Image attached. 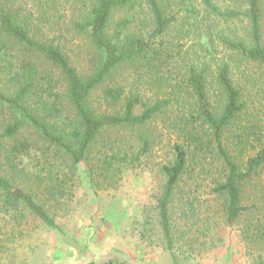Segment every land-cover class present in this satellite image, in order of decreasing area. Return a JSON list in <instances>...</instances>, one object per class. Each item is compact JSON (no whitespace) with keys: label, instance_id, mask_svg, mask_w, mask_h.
<instances>
[{"label":"trees","instance_id":"trees-1","mask_svg":"<svg viewBox=\"0 0 264 264\" xmlns=\"http://www.w3.org/2000/svg\"><path fill=\"white\" fill-rule=\"evenodd\" d=\"M244 1L245 9L221 0H0V208L30 214L72 240L45 205L66 196V170L93 161L87 179L94 192L117 188L157 144L159 119L179 138L161 168L157 207L175 264L171 208L187 175L210 180L226 223L244 222L254 264H264V189L258 202L249 195L245 203V190L264 171V101L245 94L251 83L264 96V79L249 72L264 71V0ZM237 20L244 35L228 27ZM66 31L88 40L84 73L62 41ZM125 70L130 81H119ZM115 129H130L135 142L112 141L93 159L98 141ZM32 150L42 165L35 173L17 163Z\"/></svg>","mask_w":264,"mask_h":264},{"label":"rangeland","instance_id":"rangeland-1","mask_svg":"<svg viewBox=\"0 0 264 264\" xmlns=\"http://www.w3.org/2000/svg\"><path fill=\"white\" fill-rule=\"evenodd\" d=\"M221 1L223 7L245 9L244 0ZM115 16L118 19L120 13ZM228 27L237 28L239 35L245 34L244 26L238 20ZM169 36L175 38L177 33L172 31ZM194 40L195 35L191 34L182 45L187 49ZM62 41L79 70L83 73L88 71L89 60H85L88 40L83 35L66 31ZM129 72L125 70V77H119V81L125 78L130 81ZM249 72L264 79V74H261L264 71L256 66H251ZM245 89L246 97L251 92L253 100L258 96L264 101L262 91L258 95V88L253 89L251 83ZM102 94L103 88H100L92 98L96 109L100 107ZM258 104L256 102L255 106ZM262 111L259 115L261 120L264 119V107ZM153 128L160 136L157 144L144 158L142 167L128 172L117 188L94 192L87 179L89 169L95 163L93 161L83 163L72 173L66 170L71 178L66 179V196L59 203L51 200L45 205L72 240L47 230L30 214H8L0 208V264H175L167 249L157 207L165 185L161 168L173 160V145L179 138L173 131L164 130L159 119ZM134 139L130 129L109 131L98 141L92 157L98 158L106 150V144L112 141L135 142ZM35 152L32 150L29 156L17 159L19 166L30 172L39 171L42 165H39ZM58 162L62 163L54 160L55 165ZM7 169L9 166L4 161L1 170ZM203 177L185 176L171 208L179 263L254 264L256 251L250 249L252 245L242 237L244 222L228 226L224 200L211 194V182ZM261 189H264V171L245 190V203L251 205L248 203L249 195L258 202L257 192ZM249 218L247 221L254 220L256 216Z\"/></svg>","mask_w":264,"mask_h":264}]
</instances>
